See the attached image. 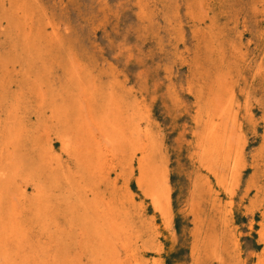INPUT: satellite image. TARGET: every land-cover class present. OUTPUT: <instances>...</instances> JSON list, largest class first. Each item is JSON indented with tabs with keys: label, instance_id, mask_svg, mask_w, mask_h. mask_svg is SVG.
I'll list each match as a JSON object with an SVG mask.
<instances>
[{
	"label": "rangeland",
	"instance_id": "rangeland-1",
	"mask_svg": "<svg viewBox=\"0 0 264 264\" xmlns=\"http://www.w3.org/2000/svg\"><path fill=\"white\" fill-rule=\"evenodd\" d=\"M209 1L172 0L163 4L160 0H0V81L6 82L9 93L3 97L4 105L8 99L10 103L16 101L22 93L45 94L49 83L43 75L46 64L36 59L40 48H44L49 58L55 56L61 61V69L54 72L55 85L60 84L63 72L72 73L80 81L79 86L89 82L107 92L115 90L141 104L150 118L149 126H144L150 127L155 162L164 174L167 191L161 201H152L137 185L136 165L125 176L119 175L117 167L105 166L109 184H115L114 188L106 185L109 193L115 190L109 199L114 197L116 205L122 206V215L139 230L146 227L150 233L145 245H137L125 235L120 236L109 217L94 218V224L99 222V227L104 226L108 233L105 264H218L201 243L213 232L221 240L224 224L228 227L227 250L223 257L219 255L221 259L227 264H264V80L255 86L252 73L241 68L234 74L227 71L218 87L213 81L205 84L194 57L198 41L210 37ZM146 16L154 22L149 23ZM228 16L218 19L213 38L227 47L228 55L231 50L240 56L244 52L254 54L253 49L248 50L245 19ZM251 16L250 30L264 27V0H253ZM259 60H251L252 70L258 67ZM223 63L226 66L227 62ZM245 74L248 82L243 81ZM197 84L202 86V103L208 106L202 127L195 123L196 100L191 94ZM48 97L49 93L45 99ZM16 109L13 106L14 115ZM211 121L218 127L214 134L221 140L224 154L245 143L238 190L217 195L226 220L215 214L213 198H204L210 166L202 160V153L206 146L204 132ZM92 126L87 124L80 147L91 143L89 146L99 150L109 149V143L103 144L105 139ZM42 128L48 156H62L65 149L51 123H43ZM27 148L26 164L36 166L32 164L36 160L31 159L38 155L34 157ZM5 163L12 167L11 161ZM16 163L7 191L8 204L0 210L1 238L8 230L4 229L6 218L15 209L21 211L24 200L35 197L29 169L23 171L21 162ZM221 169L215 166L214 170ZM105 202L100 204L104 214L109 210ZM85 233V229L79 230L76 241L68 245L75 264H93V255L83 247ZM3 253L0 244V255Z\"/></svg>",
	"mask_w": 264,
	"mask_h": 264
},
{
	"label": "bare ground",
	"instance_id": "bare-ground-1",
	"mask_svg": "<svg viewBox=\"0 0 264 264\" xmlns=\"http://www.w3.org/2000/svg\"><path fill=\"white\" fill-rule=\"evenodd\" d=\"M160 1L164 4L172 0ZM248 1H209L212 15L210 24L213 29L209 28V39L204 36L202 39L205 41H198L194 57L197 70L200 68L206 85L209 81H213L218 87L220 79L227 71L234 74L241 68L246 73H252V83L255 86L264 80V27H257L254 30L248 28L252 19L253 0ZM167 10L171 11L170 8ZM228 14L230 17L241 16L245 19L249 36L248 50L253 49L254 54L244 52V56H240L235 55L231 50V55H228L227 47L213 38V30L216 29L218 19L229 17ZM145 18L149 23L154 22L152 17ZM235 42L234 39L233 44L236 46L237 42ZM39 51L40 53L35 57L37 62L44 61L46 64L43 75L47 76L49 81L45 94L25 96L22 93L16 101L10 103L8 99L7 105H4L3 97L9 93L6 82L0 81V210L4 209L2 207L8 204L7 199L10 198L7 196V191L16 161L21 162L20 169H29L28 176L33 188L36 189L35 197L26 200L23 198L21 211L17 212L18 209H15L16 211L4 222V229L7 227L8 230L3 238L0 234V244L4 247V253L0 255V264H75L77 261L75 256H72L68 245L76 241L78 235L76 233L81 229L86 230L83 236V247L90 256L93 255L90 262L105 264L109 254L108 241H106L108 233L104 231V226L99 227L100 224H97L99 222L94 224V218L109 217L113 220L114 229L118 230L119 235H125L137 245L140 243L143 245L150 240L147 228L139 230L134 222L122 215V206L116 205L114 197L109 199L114 195L115 190L109 193L106 185L114 188L115 184H109V173H104L105 166L117 167L119 175L125 176L129 168L132 171L133 166L136 165L137 185L141 192L152 201L162 198L167 191L164 174L156 165L152 138L148 134L150 118L141 104L115 90L107 92L98 84L93 85L89 82L79 86L80 81H76L72 73L63 72L60 76V84L55 85L54 72L56 68L61 69V61L54 59L55 56L49 58V52L44 48H40ZM258 57L260 64L252 70L251 60L255 61ZM224 61L227 62L226 66ZM191 69L196 72L193 65ZM245 75L247 76L243 78V81L248 82V74ZM254 85L253 88H255ZM201 87L197 84L191 90L196 100L197 127H202L208 109L206 102L202 103L204 95ZM48 93L49 97L45 99ZM14 102L16 103L13 104ZM12 105L17 106L15 115ZM47 121L55 129V134L64 147L62 149H65L62 156H48L49 151L41 138L42 124ZM144 123L148 126H144ZM211 123L212 121L209 128H205L206 146L202 153V160H207L212 167H208L210 177L206 181L208 190L204 198H213L211 203L214 212L221 214L217 195H228L238 190L245 160V143L241 142L238 147L230 148L227 154H224L222 142L214 134L218 127ZM87 124H92L99 130L105 139L103 144L107 141L109 149L99 150L89 146L91 143L80 147V140L88 130L85 131ZM45 128L47 126L44 130ZM27 147L30 148L34 157L37 154L40 158L31 159V161L36 160L32 163L36 166L30 167L26 164L25 158L29 156V151L25 150L28 149ZM8 161L12 162L10 168L8 166L11 165L5 163ZM215 166L223 170L216 171ZM258 188L259 186L256 187L257 193L260 191ZM107 193H109L108 196H106ZM126 196L130 199L129 195ZM104 201H107L105 203L109 208L105 214L100 205ZM226 206L224 207L228 211L229 203ZM95 207L97 210L94 209ZM123 212L126 213V211ZM221 215L224 220L228 218L226 214ZM91 223L94 225L89 226ZM227 230L228 227L224 224L221 240L216 238L213 232L201 243L202 249L213 254L212 258L218 264H227L221 259L227 250Z\"/></svg>",
	"mask_w": 264,
	"mask_h": 264
}]
</instances>
